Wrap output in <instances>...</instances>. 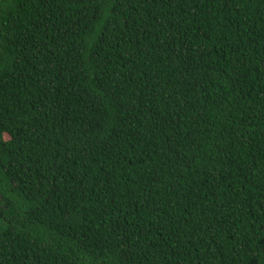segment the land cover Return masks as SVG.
<instances>
[{
	"label": "trees",
	"instance_id": "16d2710c",
	"mask_svg": "<svg viewBox=\"0 0 264 264\" xmlns=\"http://www.w3.org/2000/svg\"><path fill=\"white\" fill-rule=\"evenodd\" d=\"M0 264H264V0H0Z\"/></svg>",
	"mask_w": 264,
	"mask_h": 264
}]
</instances>
